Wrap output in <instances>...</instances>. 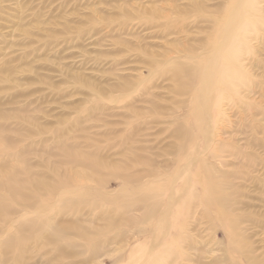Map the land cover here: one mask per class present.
I'll return each instance as SVG.
<instances>
[{
    "label": "rangeland",
    "instance_id": "1",
    "mask_svg": "<svg viewBox=\"0 0 264 264\" xmlns=\"http://www.w3.org/2000/svg\"><path fill=\"white\" fill-rule=\"evenodd\" d=\"M243 1L0 0V264H264V0Z\"/></svg>",
    "mask_w": 264,
    "mask_h": 264
},
{
    "label": "bare ground",
    "instance_id": "2",
    "mask_svg": "<svg viewBox=\"0 0 264 264\" xmlns=\"http://www.w3.org/2000/svg\"><path fill=\"white\" fill-rule=\"evenodd\" d=\"M245 2H246V0H245ZM243 3H244V1L243 0H236V4H235V6L237 5V7L242 11L243 10V8H242V5H243ZM244 6H245V4H244ZM236 9V8H235ZM231 10H233V9H231ZM245 10V9H244ZM234 11H236V13L234 14V15H232L233 16V19H232V17H231V21H230V17H228V21H230V23H228V22H226V23H228V24H226L225 23V25H228V28L229 29H231V31H232V29L234 28V26H236L237 27V23H239L240 24V22L242 23V21L244 20V16H243V14H242V12L241 11H238L237 9L236 10H234ZM231 12V11H230ZM244 13V12H243ZM235 23H236V25H235ZM230 24V25H229ZM232 24H234V25H232ZM254 24V22H251V21H249V23H248V25L247 26H252ZM241 25V24H240ZM227 27V26H226ZM239 27V26H238ZM237 27V28H238ZM226 29V28H225ZM234 31V30H233ZM230 31H228V33H229ZM237 32V31H236ZM225 34L227 33V32H224ZM224 33H223V36H224ZM231 33H233V32H231ZM231 33H229L230 35H231ZM229 34H226L227 36L229 35ZM236 34V33H235ZM222 36V35H221ZM223 36H222V38H223ZM227 36H226V39H227ZM232 36V35H231ZM233 36H234V34H233ZM224 42V41H223ZM222 42V40H221V43L224 45V47H225V45H227V44H224ZM220 43V44H221ZM218 44V43H217ZM216 45L215 46V48H214V54L212 55L213 56V59H214V57L216 58V60H218L219 58L220 59H225V60H227V54H225L226 52H224V54H222L223 53V46H221V45ZM236 56V55H235ZM212 58V57H211ZM211 58H210V60H211ZM220 59L218 60V61H216V62H219L220 61ZM235 59V58H234ZM213 61H215V60H213ZM232 61V60H231ZM229 62V61H228ZM228 62L227 63H223L222 65L220 64L219 66H218V69L215 71V73L214 74H217L216 76H217V78L219 77V81L217 80V78L215 79H213L212 77H213V71L210 73V74H207V73H205V76L207 75H209L208 77H202V85H200V86H202V89L199 87V89L201 90V91H199L200 92V94L199 93H197L196 94V96H197V98H196V103L195 104H197L198 105V107H201L202 109H203V111H207V109L205 110V108H206V106H207V103H208V99H210V102H213L214 100H211V97L213 96L212 95V92H213V90H214V88L216 89V87H218V82H220L221 80H223V79H228V78H226L227 77V73H226V66H227V64H228ZM217 63H215V65H216ZM219 64V63H218ZM214 66V65H213ZM209 67L210 68H212V65H209ZM216 67H217V65H216ZM209 69V68H208ZM213 70H214V68H212ZM206 70H207V68H206ZM205 70V71H206ZM207 71H209V70H207ZM206 71V72H207ZM210 72V71H209ZM208 72V73H209ZM204 76V75H203ZM233 79V78H232ZM215 80H217V81H215ZM222 89V88H221ZM214 103V102H213ZM210 104V103H209ZM209 107V105L207 106V108ZM211 109V108H210ZM201 112V111H200ZM199 115V114H198ZM205 114H203V116H204ZM198 121V120H197ZM201 123V122H200ZM180 133V132H179ZM207 133V132H206ZM205 133V134H206ZM211 134V133H210ZM185 135H186V133H185ZM207 135H208V133H207ZM182 136V135H181ZM180 136V137H181ZM209 137V136H208ZM206 138V137H205ZM206 149V148H205ZM199 153V152H198ZM180 173V172H179ZM146 178H148V177H146ZM145 179V178H144ZM183 187V186H182ZM210 191H212V190H210ZM208 197V196H207ZM171 198H173V196H171ZM210 198V197H209ZM174 199V198H173ZM172 199V201H174ZM171 201V202H172ZM173 203V202H172ZM164 234V233H163ZM162 237V236H161ZM148 258V257H147ZM158 260H160V258H156L155 259V261H158Z\"/></svg>",
    "mask_w": 264,
    "mask_h": 264
}]
</instances>
